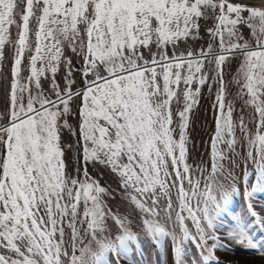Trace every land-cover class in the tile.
I'll use <instances>...</instances> for the list:
<instances>
[{"label":"snow or ice","instance_id":"6c2138e0","mask_svg":"<svg viewBox=\"0 0 264 264\" xmlns=\"http://www.w3.org/2000/svg\"><path fill=\"white\" fill-rule=\"evenodd\" d=\"M204 18L212 22L208 33L219 38V53L210 58L211 44L199 54L178 53ZM245 27L251 41L242 35ZM6 45L14 55L8 105L0 113V264H58L65 221L75 239L78 223L96 234L103 217L113 215L102 198L105 187L89 179L86 168L81 180L66 167L69 149L60 122L76 99L79 158L85 165L98 161L118 176L125 198L139 210L140 231L161 249L170 239L173 264H187L190 245L204 264H220L217 250L233 245L264 260V212L250 202L264 192V0H0V62ZM66 50L80 58L79 66L65 57ZM229 56L241 57L237 96L259 117L248 141L247 159L256 168L255 183L244 175L247 215L229 213L241 194L235 181L231 191L212 196L209 180L201 179L204 170L194 173L186 157L187 114L197 103L194 83L220 84L210 139L213 160L223 158L219 143L231 150L237 134H245L244 121L237 125L232 119L222 76ZM206 60L211 76L202 71ZM63 64L61 87L56 74ZM49 74L52 87L45 90L42 80ZM173 102L183 106L178 113ZM174 115L180 117L178 140ZM216 167L212 163L211 171ZM114 220L122 234L104 245L94 264L130 259L128 241L136 236L121 217Z\"/></svg>","mask_w":264,"mask_h":264},{"label":"rangeland","instance_id":"374dc122","mask_svg":"<svg viewBox=\"0 0 264 264\" xmlns=\"http://www.w3.org/2000/svg\"><path fill=\"white\" fill-rule=\"evenodd\" d=\"M236 2H241L237 1ZM245 3H252L250 1H243ZM199 24L198 34L189 37L186 41H182L179 47L176 49L178 53L195 52L199 54L201 49L207 51L208 45H212V51L210 58L216 55L220 51L219 38H214L208 33V28L212 27V22L207 18L197 21ZM242 35L249 41V30L245 27L241 29ZM16 29L13 27L12 35L15 36ZM226 35V34H225ZM13 50L11 45H6L4 49V59L0 62V113H3L8 105V82L11 78L10 68L13 59ZM145 55L148 53L145 50ZM65 57L71 59L72 63L76 66L80 65V58L71 51H65ZM241 62V57L229 56L228 60L222 66V76L228 85L227 100L233 103V115L232 119L239 124L240 120H243L247 129L245 134L236 136L238 143H236L232 149L223 142L217 145L220 152L223 153L222 159L213 160L210 150V139L214 134L215 122L218 116V112L214 107L215 96L220 87L219 81L210 79L204 85L194 83L192 85L193 93L196 95L197 103L193 105L191 111L187 114V123L185 128L186 139V157L187 162L193 167V172L200 175V170L203 169L201 179H208L210 184V194L212 196L222 195L226 191H231L234 187L233 181L240 188V195L233 198L229 205V213L232 210L237 214L247 215V204L249 201L243 195L244 189V175L249 174L252 183H255L252 173L255 171L256 164L252 160L247 159V153L249 150V135L253 138L259 127V117L255 113L252 107H243V100L237 96L238 86L235 83V77L238 72V68ZM212 65L205 61L204 73L212 75L210 68ZM67 71V65H61L56 74V79L60 83L61 87L64 86V74ZM75 73L76 88H80V74ZM26 75L27 73H22ZM51 74L49 79H43L42 83L45 90L52 87L50 83ZM199 88L200 91L197 94L195 89ZM79 104V99H76L72 104V111L70 114L62 117V141L66 149V167L77 175L81 180L85 179L84 169L88 172V178L96 180L97 183L105 187L106 192L102 194V198L105 201L106 209L113 215L103 217L100 224L97 226L96 234H93V230L88 228L84 223H78L76 225L75 239L72 237V230L68 228L67 221L64 223L65 234L62 243L58 248L60 253V259L58 264H94V260L98 254L103 251V247L111 238H115L117 235L122 234V230L115 223V216H119L123 219L124 223L128 225L129 231L136 236L135 240L128 241L129 248L131 249L130 259H120L119 264H173V255L171 250L170 239H165L163 242V248H158L155 240L145 233L141 232L138 223L140 213L138 209H134L125 198L126 194L122 191V187L119 183L117 175L113 174L108 168L100 164L98 161L93 163L89 161L86 165L83 163L81 152L77 151L79 147L76 145L77 140V115L76 106ZM182 104L177 105L173 102V110L178 113L182 110ZM65 121L67 126H64ZM180 123L179 115L173 117V127L176 128L174 137L179 139V127ZM71 147L69 148V146ZM212 163H217L215 172L211 171ZM185 186L186 183H185ZM209 194H205V198ZM173 207L177 206L176 189L172 190ZM211 202V201H209ZM257 212H264V192L254 195L250 201ZM84 205H80L81 214L83 213ZM185 215L187 213L185 212ZM230 218V215L229 217ZM81 220L83 216L81 215ZM191 224V219L187 221ZM223 234V230H221ZM260 236V233H257ZM264 239V236H261ZM190 254L188 255L187 264H204L203 256L199 249L194 245H190ZM67 252V255H65ZM248 250L241 248L238 245H233L227 250L224 248L217 250V256L219 257L220 264H264L258 255L247 253ZM75 256V260H73ZM47 259V258H45ZM110 260H114V254L109 257Z\"/></svg>","mask_w":264,"mask_h":264},{"label":"bare ground","instance_id":"6f19581e","mask_svg":"<svg viewBox=\"0 0 264 264\" xmlns=\"http://www.w3.org/2000/svg\"><path fill=\"white\" fill-rule=\"evenodd\" d=\"M237 1H241V0H237ZM243 1H250V2H254V0H243Z\"/></svg>","mask_w":264,"mask_h":264},{"label":"crops","instance_id":"0c3cea01","mask_svg":"<svg viewBox=\"0 0 264 264\" xmlns=\"http://www.w3.org/2000/svg\"><path fill=\"white\" fill-rule=\"evenodd\" d=\"M15 28V27H14Z\"/></svg>","mask_w":264,"mask_h":264}]
</instances>
